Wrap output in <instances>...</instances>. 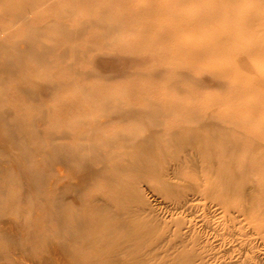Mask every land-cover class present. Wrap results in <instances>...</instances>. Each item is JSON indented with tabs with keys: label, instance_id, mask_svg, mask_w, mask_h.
Wrapping results in <instances>:
<instances>
[{
	"label": "rangeland",
	"instance_id": "374dc122",
	"mask_svg": "<svg viewBox=\"0 0 264 264\" xmlns=\"http://www.w3.org/2000/svg\"><path fill=\"white\" fill-rule=\"evenodd\" d=\"M0 115V264H264V0H0Z\"/></svg>",
	"mask_w": 264,
	"mask_h": 264
},
{
	"label": "bare ground",
	"instance_id": "6f19581e",
	"mask_svg": "<svg viewBox=\"0 0 264 264\" xmlns=\"http://www.w3.org/2000/svg\"><path fill=\"white\" fill-rule=\"evenodd\" d=\"M2 117V115H0V118ZM7 128H9V126L7 127ZM153 141L154 140H152V138H149L148 136H145V137H143V138H141V139H139V142H140V145H141V149H143L144 150V148H145V150H148V149H150V147H151V145H152V143H153ZM75 148V147H74ZM77 148V147H76ZM78 149V148H77ZM97 153H99V152H97ZM60 156V155H59ZM69 158H70V160H73V157H68V158H65V160L68 162V160H69ZM88 160L89 159H82L81 161H82V167L84 168V166H85V169H90V165H92L91 163L90 164H88L87 162H88ZM15 165V164H14ZM131 165H127L126 167L128 168V169H131V167H130ZM133 167L135 166V165H132ZM88 167V168H87ZM72 170V169H71ZM87 170V171H88ZM92 171V170H91ZM74 173V172H73ZM85 175H87V174H85ZM76 176V175H75ZM79 176V175H78ZM88 177V176H87ZM78 178V177H77ZM85 178L86 177H84V178H82L83 179V181H85ZM88 179L86 178V181H87ZM67 181V180H66ZM69 182V181H68ZM91 182V181H90ZM64 184H65V181L63 182ZM64 186V185H63ZM68 190L69 189H63V190H61V189H55L54 190V197H56V198H62L64 195H66V194H68ZM53 197V196H52ZM51 197V198H52ZM73 197V196H72ZM76 200V199H75ZM74 201V200H73ZM80 202V201H79ZM76 203V202H75ZM81 203V202H80ZM83 203V202H82ZM52 207V206H51ZM49 213V212H48ZM5 218V217H4ZM4 218H1L0 217V225L1 224H3V223H5V222H7L8 223V221L6 220V219H4ZM114 219H118V221H117V225H118V222H119V225L118 226H120V227H122V225L124 224V220L123 219H120V218H114ZM59 224H60V226H62L61 225V223H60V221H59ZM5 225V224H4ZM7 226V225H6ZM5 227V226H4ZM70 227H72V226H70ZM79 228V227H78ZM7 229H9V228H7ZM7 229H4L3 227H1L0 226V240H9V239H12V237H11V235H10V233L8 232V230ZM12 229H13V225H12ZM7 230V231H6ZM15 230V229H14ZM55 234H59V232L60 231H57V230H55ZM67 232L71 235L72 233H74V232H76V229L74 228V227H72V230H70L69 228H68V226H67ZM6 242V241H5ZM53 245V244H52ZM54 246V245H53ZM60 246H61V248H63V249H65V250H67L68 251V248L66 247V246H64V244L62 243H60ZM11 247V246H10ZM13 247V246H12ZM11 247V248H12ZM50 250V249H49ZM60 251V250H59ZM72 253V252H71ZM72 257H73V259L74 258H76L77 256H76V254H74V253H72ZM6 256H8V253H7V251H5L4 249H0V257H6ZM46 256V255H45ZM44 256V257H45ZM47 257V256H46ZM45 257V258H46ZM52 259V258H51ZM47 260V259H46ZM51 262V261H50ZM56 262V261H55ZM45 263V262H44ZM61 263V262H60ZM48 264H49V262H48Z\"/></svg>",
	"mask_w": 264,
	"mask_h": 264
}]
</instances>
